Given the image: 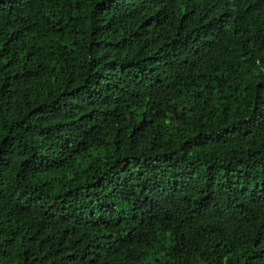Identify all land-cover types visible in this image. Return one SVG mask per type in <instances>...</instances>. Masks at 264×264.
I'll return each mask as SVG.
<instances>
[{
    "label": "trees",
    "instance_id": "trees-1",
    "mask_svg": "<svg viewBox=\"0 0 264 264\" xmlns=\"http://www.w3.org/2000/svg\"><path fill=\"white\" fill-rule=\"evenodd\" d=\"M0 264H264V0H0Z\"/></svg>",
    "mask_w": 264,
    "mask_h": 264
}]
</instances>
